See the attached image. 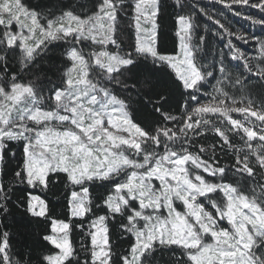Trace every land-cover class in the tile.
<instances>
[{
  "label": "trees",
  "instance_id": "1",
  "mask_svg": "<svg viewBox=\"0 0 264 264\" xmlns=\"http://www.w3.org/2000/svg\"><path fill=\"white\" fill-rule=\"evenodd\" d=\"M103 1L18 0L42 25L64 13L89 18ZM110 1L115 18L108 49L130 63L113 71L91 67L90 81L123 104L130 121L146 135L142 149L194 159L213 172L217 185H229L264 216V145L257 141L264 137V0H158L159 54L177 51V18L188 19L194 63L205 77L191 90L167 64L136 52L135 0ZM82 42L59 35L27 55L18 44L7 47L0 39V91L28 85L43 103H50L54 91L65 85L68 51L81 52ZM27 134L19 130L0 146V264H48L46 257L54 249L46 236L54 220L68 224L70 255L63 264H94L92 221L99 216L106 226L108 263L123 264L134 243L132 215L126 208L112 212L104 205L116 179L84 182L86 212L71 218L70 194L79 187L64 172H50L43 185H28ZM32 194L43 200V216L29 212ZM257 241L264 244V228ZM187 254L155 243L140 264H190Z\"/></svg>",
  "mask_w": 264,
  "mask_h": 264
},
{
  "label": "rangeland",
  "instance_id": "2",
  "mask_svg": "<svg viewBox=\"0 0 264 264\" xmlns=\"http://www.w3.org/2000/svg\"><path fill=\"white\" fill-rule=\"evenodd\" d=\"M157 8L158 0H135V50L167 64L191 90L205 77L194 63L196 48L188 19L177 18V51L159 54ZM114 18L113 3L104 0L89 18L64 13L42 25L18 0H0V39L7 47L18 44L31 55L43 41L59 35L84 44L83 52L68 51L65 85L54 91L50 103H43L28 85L0 91V146L19 130L28 133V185H43L50 172H64L79 187L70 194L71 218L86 212L84 182L116 179L104 205L112 212L126 208L132 215L134 243L123 264H140L142 254L155 243L183 248L190 264H263L264 244L257 241L264 228L263 214L229 185H217L213 172L194 159L142 149L146 135L130 121L123 104L90 81L91 67L113 71L130 63L108 49L113 45ZM90 43L92 49L87 48ZM28 210L43 216L41 197L30 195ZM67 230L66 222L52 221L46 240L54 251L46 257L48 264L68 259ZM91 244L94 264H109L103 216L92 221Z\"/></svg>",
  "mask_w": 264,
  "mask_h": 264
},
{
  "label": "water",
  "instance_id": "3",
  "mask_svg": "<svg viewBox=\"0 0 264 264\" xmlns=\"http://www.w3.org/2000/svg\"><path fill=\"white\" fill-rule=\"evenodd\" d=\"M257 141H258L260 144L264 145V137L257 138Z\"/></svg>",
  "mask_w": 264,
  "mask_h": 264
}]
</instances>
